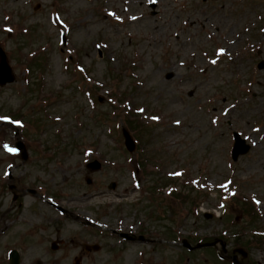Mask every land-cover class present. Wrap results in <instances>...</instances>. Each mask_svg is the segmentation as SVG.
<instances>
[{
  "label": "rangeland",
  "instance_id": "374dc122",
  "mask_svg": "<svg viewBox=\"0 0 264 264\" xmlns=\"http://www.w3.org/2000/svg\"><path fill=\"white\" fill-rule=\"evenodd\" d=\"M0 44L17 78L0 88V264L18 139L30 146L24 186L75 214L25 197L22 264H228L178 245L215 239L244 248L241 264H264V0H0ZM14 112L25 127L7 124ZM234 132L251 145L237 162ZM94 160L102 170L89 174ZM111 228L178 243L123 245Z\"/></svg>",
  "mask_w": 264,
  "mask_h": 264
},
{
  "label": "water",
  "instance_id": "95a60500",
  "mask_svg": "<svg viewBox=\"0 0 264 264\" xmlns=\"http://www.w3.org/2000/svg\"><path fill=\"white\" fill-rule=\"evenodd\" d=\"M12 81H14V76H13L12 71H11L7 61H6L5 54L0 51V84L1 85H5L6 83H9V82H12ZM124 135H125V138H126V145H127L128 149L130 151H133L134 148H135V145H134L130 135L126 131L124 132ZM236 138L238 140H237V142L235 144V148H234V151H233L234 160H237L240 155L248 153L249 149H250V147L247 146L244 141L240 140L237 135H236ZM18 147L21 150H24V147H23V145L21 143L18 144ZM23 155L26 158V153L25 152L23 153ZM94 165H95L94 170H98L100 168V164L95 163ZM210 246H214V244L198 245L196 248L210 247ZM95 249H97V247ZM19 262H20V260L17 257V255H13L11 257V264H19Z\"/></svg>",
  "mask_w": 264,
  "mask_h": 264
},
{
  "label": "flooded vegetation",
  "instance_id": "af4514ba",
  "mask_svg": "<svg viewBox=\"0 0 264 264\" xmlns=\"http://www.w3.org/2000/svg\"><path fill=\"white\" fill-rule=\"evenodd\" d=\"M14 186H15V185H14ZM13 190H14V195H15V196H19V197L21 196V195H20L21 193L17 191L16 186H15V188H14ZM37 196H38V197H41L40 195H37ZM16 199H17V198H16ZM38 227L40 228L41 226H38ZM39 228H36V229H39ZM36 229L34 230V232H36ZM25 236H28V237H29L30 235H29V233H26ZM166 243L168 244L169 241L167 240ZM148 244H150V243H148ZM150 259H151V258H150ZM151 260H152V259H151ZM152 261H153V260H152ZM150 263L152 264V262H150Z\"/></svg>",
  "mask_w": 264,
  "mask_h": 264
},
{
  "label": "snow or ice",
  "instance_id": "6c2138e0",
  "mask_svg": "<svg viewBox=\"0 0 264 264\" xmlns=\"http://www.w3.org/2000/svg\"><path fill=\"white\" fill-rule=\"evenodd\" d=\"M7 150L10 151V152H14L15 151V149H11V148H8Z\"/></svg>",
  "mask_w": 264,
  "mask_h": 264
}]
</instances>
